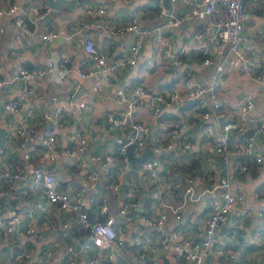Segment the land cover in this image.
Here are the masks:
<instances>
[{"label": "built area", "instance_id": "obj_1", "mask_svg": "<svg viewBox=\"0 0 264 264\" xmlns=\"http://www.w3.org/2000/svg\"><path fill=\"white\" fill-rule=\"evenodd\" d=\"M55 1L0 0V38L6 20L16 40L25 35L81 47L86 56L78 64L62 57L53 69L74 72L79 82L99 75L114 89L113 101L122 108L105 110L103 119L116 147L103 158L92 156V162L102 158L99 169L86 160L83 134L59 147L57 135L68 123H77L70 103L80 84L69 106L50 95L43 112L29 107L16 124L3 116L0 264H213L217 258L237 257L218 244V232L232 214L240 225L256 219V231H247L242 243L264 249V110L256 111L255 95L247 89L234 105L219 98L234 71L248 83H264V55L246 41V31L264 41V27L249 24L255 17L264 20V0H62L78 9L71 23L50 18L64 14L51 6ZM120 6L128 15L117 19ZM192 25L178 42L167 31ZM126 33L131 40L120 52L117 37ZM191 63L213 68L205 85L195 80ZM128 68L136 70L130 81L123 79ZM139 70L156 77L160 88L149 87ZM51 71L15 64L7 72L0 69V76H11L0 78V87L18 80L37 83ZM118 79L125 83L116 86ZM21 105L18 98L2 103L7 114L19 113ZM77 107L83 110L84 101ZM140 109L157 120L151 158L144 153L149 128L137 118ZM12 142L17 150L8 157ZM129 146L142 158L134 167L126 154ZM181 155L191 162L187 169L172 160ZM61 159L69 161L65 170L80 183L61 181L56 167ZM180 167L187 170L185 177ZM120 171L126 174L122 194ZM247 181L252 182L249 195L236 186ZM203 199L205 213L194 214ZM229 234L223 232V239L233 240Z\"/></svg>", "mask_w": 264, "mask_h": 264}, {"label": "crops", "instance_id": "obj_2", "mask_svg": "<svg viewBox=\"0 0 264 264\" xmlns=\"http://www.w3.org/2000/svg\"><path fill=\"white\" fill-rule=\"evenodd\" d=\"M24 1L30 4H34L38 0ZM58 8L64 9V14L62 16H58L55 14L50 15L51 19H54L55 16L57 17L55 19L56 23L58 17H62L65 22L71 23L75 17L74 14L78 12V9L73 4L64 3L63 5L57 7V9ZM116 9L117 19L124 18L128 15L127 9L122 8L121 6L117 7ZM46 20L50 21L49 18ZM253 21H251L249 24H254L257 27H264L263 19ZM2 24L5 28V33L0 38V69L2 71H9L15 64H22L28 69L37 67L50 68L52 71L37 83H24L23 81L18 80L14 83H4L3 86L0 87V143L3 139V136L5 135L4 126L1 124V120L4 117L9 118L14 124H16L24 119L23 116L25 114V110H27L29 107H32L36 112H43L45 109H47V107H49L48 97L50 95H54L58 99V103L60 105H63V103H67V106H69L71 93L74 87L77 84H80L73 104L70 103L71 115L75 116L73 118L77 123L75 125H71V123H68V127L66 125V127L57 135V141L59 147H64L66 144L70 143L73 137L78 134H83L88 141V147L85 152L86 160L90 162L94 167L99 169L102 163V158L107 153L113 151L114 147H116L115 139L108 133L103 119V113L105 112V110H118L122 108L116 105L113 101L114 89L103 84L101 76L99 75L89 77L82 82H79V79L74 72H62L53 69L55 62L62 57L69 58L73 61V63L78 64V62L86 56L81 47H75L74 43L66 46L60 41L53 43H41L38 38H29L25 35H22L20 39L16 40V30L12 27H9L6 20H3ZM153 24L160 26L161 21H155ZM37 25L38 31H43L45 25L43 20L39 21ZM192 28L193 25L186 30L175 31L169 28L167 29V31L173 36L174 41L178 42L181 40V38L185 37L189 30ZM246 36V41L254 45L256 54L264 55V41L257 40L256 37H254L249 31H246ZM130 40V33L119 35L117 37L116 43L117 49L120 52L125 51L128 44L130 43ZM141 56V58H143L145 54ZM106 57L108 59V63L112 62L113 58L111 54H106ZM192 64L193 63H191V68L194 71L195 80L202 84V82H200L201 79L204 82V84L202 85H205L213 74H208V70L211 68H202L198 64ZM135 74V69L128 68L123 75V79H125L126 81H130ZM145 74L146 73L143 72L140 76L142 77V79H145V82L149 87L154 89L160 88L157 86L158 79H156V77H147ZM10 77L11 76L8 74H6L5 76H0V78L4 80L10 79ZM94 82H99V89L97 91H94L93 89ZM124 83L125 81H123L122 79H118V81L116 82V86H120L121 84L123 85ZM243 89L250 90L254 93L256 111H263L264 83H248L237 71L231 73L228 80H224L223 90L227 91L226 94L220 95L219 98L226 100L234 105L242 99L241 93ZM30 90L32 91L31 94L29 93ZM12 98L20 99L22 105L19 113L7 114L2 107V103ZM79 101H84L85 108L83 110H79L77 107ZM137 113V118L146 122L149 128L144 153L148 158L154 157V154L151 151V145L153 144L155 136L157 134V120L156 118L150 117L147 112L142 109H140ZM45 130H47V126H44L42 128V131ZM195 143V149L199 150L200 148L199 146H197V138L195 140ZM256 147L257 149L262 148V142L260 140L257 141ZM16 150L17 145L15 142H12L6 149V156H15ZM95 153H99V155L101 154L100 157L102 158L100 160V163L92 162V156ZM209 153L211 154L210 151ZM164 156L167 157L170 156V154ZM186 158H188V156L186 155H181L179 157L173 156L172 160L174 162L180 163L182 165V168L187 169L191 165V162L188 160L186 161ZM68 165L69 161L63 159L59 160L56 164V167L59 170V177L61 181H72L80 183L79 179L73 172L65 170L66 166ZM211 167H218V163H212ZM63 171H65L66 173H64ZM120 173V176L124 177L121 171ZM187 174L188 173H186L185 176ZM185 176H182L181 173V177ZM136 178L138 179L136 180L137 184L141 185L142 182L141 180H139V173H137ZM139 182L141 183L139 184ZM238 185H242L243 189L246 192L248 190L250 193L252 182L247 181L243 184H236L237 187H239ZM249 193L247 192L248 195ZM206 198L209 197L206 196ZM204 203L205 201L203 199L200 203L196 204L193 207L194 214H200L205 211ZM169 218L172 220L171 215H169ZM235 218L236 215L232 214L230 220L227 222V225L219 230L218 244L224 249L225 253L236 252L237 257L235 259H229L227 257L217 258L216 261L214 259L213 264H264L263 247L254 242H249L247 245H243L242 243V238L247 231H256V219L252 218L248 223L242 226L237 223V219ZM241 230L243 231L241 232ZM223 232L230 233L228 238H233V240L223 239ZM239 232H241V234L237 235L236 233Z\"/></svg>", "mask_w": 264, "mask_h": 264}, {"label": "water", "instance_id": "obj_3", "mask_svg": "<svg viewBox=\"0 0 264 264\" xmlns=\"http://www.w3.org/2000/svg\"><path fill=\"white\" fill-rule=\"evenodd\" d=\"M65 2L64 1H62V0H58L57 2H55V3H53L52 4V6L54 7V8H57V7H59L60 5H63ZM254 20H256V21H258V20H260L261 18H257V17H255V18H253ZM262 20V19H261ZM126 154H127V156H128V158H129V160H130V162H131V165L134 167L137 163H139V162H141L142 161V158H138V157H135L134 156V154H133V146H129V147H127V149H126ZM166 169H163V171H165ZM122 181H123V184H122V188H121V190H120V193L122 194L123 193V191H124V188H125V185H126V174H124V177H122ZM141 182H139V184H140ZM98 191H101V193L102 194H105V192L103 191V190H98ZM79 248V246H77L76 247V249H78Z\"/></svg>", "mask_w": 264, "mask_h": 264}, {"label": "trees", "instance_id": "obj_4", "mask_svg": "<svg viewBox=\"0 0 264 264\" xmlns=\"http://www.w3.org/2000/svg\"><path fill=\"white\" fill-rule=\"evenodd\" d=\"M139 72H141V70H139ZM180 170H182V176H185V174L187 173V170H184L181 167H180ZM152 190H153V187H149L147 192L151 193Z\"/></svg>", "mask_w": 264, "mask_h": 264}, {"label": "rangeland", "instance_id": "obj_5", "mask_svg": "<svg viewBox=\"0 0 264 264\" xmlns=\"http://www.w3.org/2000/svg\"><path fill=\"white\" fill-rule=\"evenodd\" d=\"M213 73V69H209L208 70V74H212ZM200 82H202V84H204V82L200 79ZM247 190V189H246ZM247 192L249 193V191L247 190ZM243 226V225H242ZM243 230H241V232H242ZM241 232H239V234L238 233H236L237 235H240L241 234ZM235 233V232H234ZM238 238V237H237ZM239 238H240V236H239ZM238 238V239H239Z\"/></svg>", "mask_w": 264, "mask_h": 264}]
</instances>
